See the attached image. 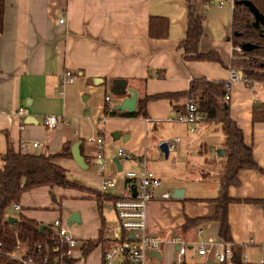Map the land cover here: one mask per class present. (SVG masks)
Instances as JSON below:
<instances>
[{
  "label": "crops",
  "instance_id": "obj_1",
  "mask_svg": "<svg viewBox=\"0 0 264 264\" xmlns=\"http://www.w3.org/2000/svg\"><path fill=\"white\" fill-rule=\"evenodd\" d=\"M202 4L199 1L193 8L205 20L206 14L202 10L215 4L213 0ZM188 7L187 0H5L4 29L0 35V169L2 156L7 152L6 135L17 151L20 137L26 133L39 144L38 148L29 146V154L54 155L61 152L64 144H69L70 156L56 161L57 165L63 167L70 160L75 163L71 149L77 145L83 165H76L82 170L94 171V148L86 144V139L101 131L105 148L110 143L105 140L106 130L128 132L133 124H144L146 128L149 125V121L143 119L104 118L107 107L112 109L131 98V91L137 94V98L150 97L186 91L193 79L226 81L232 49L224 48V54L215 52L211 46L212 34L204 24L199 53H217L223 67L215 63L187 60L178 49L186 35ZM151 18H163L170 22L165 39L149 37ZM65 71H70L75 76V81L62 90L61 75ZM237 85H240L236 87L237 91L244 92V84L240 82ZM259 86H264V83L254 87ZM232 87V107L229 102L231 117L243 131L245 143L252 148L255 162L264 169V124L253 125L251 122L252 106L254 102H259L252 96L246 100L241 95L238 97L236 92L232 95ZM105 98L110 99V104H105ZM260 101L264 103V96ZM21 108L24 113L18 116ZM157 109H163L160 117L164 120L168 111H173L166 103L158 107L152 104L149 107L152 118L155 117L152 112ZM48 116L65 120L67 124H60L55 130L49 131L43 126V120ZM203 132L200 136L207 140L211 162H222L220 157L218 160L212 158L213 149L220 150L221 134L214 132L217 134L214 140V134L207 135V131ZM127 138L124 142L131 139ZM204 149L202 145L201 151H198L201 158ZM132 157V160H128L136 163V172L144 167L148 170L144 154L132 153ZM114 160L116 159H113V163ZM117 160L119 169L114 164L112 169H108L107 175L104 172L105 177L117 179L115 172L120 173L126 167L123 159L117 156ZM154 174L162 187V177ZM95 175L101 182V177ZM181 175L186 181L179 182V176L167 189L160 188L155 200L147 206V230L163 241L158 252L161 260L156 264H163V258L165 264H174L176 248L170 243L173 236H180L189 247L194 248L197 243L217 244L221 241L218 237V224L208 221L216 210L213 200L220 195L217 178L211 184L210 179L193 180L187 174ZM240 183V189H230V197L264 199V177L257 171L241 172ZM45 188L41 189L47 190ZM176 190L183 191L181 199L161 200L165 193H171L173 197ZM21 204L19 206L22 208ZM237 204L229 205L228 220L232 244L239 251L241 245L250 246L253 241L252 238L242 241L236 237V217L246 211L250 214L251 221L255 218L259 223L264 220V206ZM52 206L54 209L51 212H55V219L48 224L41 222V214L28 213V209L22 208L20 214L52 231L55 220L67 222L74 214V209L68 208L62 217L60 201L56 199ZM79 219L80 223L73 224L70 228L79 226L81 229L69 231L71 235L81 233L87 237L90 233L95 234L97 228H103L104 221L100 225L95 214L91 217L93 227L90 232H86L89 219L85 220L82 213ZM258 230L262 243L257 246L262 249L264 229L259 227ZM93 252L87 256L84 264L102 263L100 248L96 255ZM75 254L77 259L80 253ZM195 258H200L204 261L203 264H207L204 257ZM194 259L187 264H198ZM84 261L85 259L75 260L74 264H83Z\"/></svg>",
  "mask_w": 264,
  "mask_h": 264
},
{
  "label": "trees",
  "instance_id": "obj_2",
  "mask_svg": "<svg viewBox=\"0 0 264 264\" xmlns=\"http://www.w3.org/2000/svg\"><path fill=\"white\" fill-rule=\"evenodd\" d=\"M198 0H187L188 18L187 30L184 39L180 42L178 49L182 51L185 59L196 62L215 63L223 67V62L217 53H199V44L203 36V16L193 8ZM237 0L232 10L231 30L232 39H229L231 47L236 51L242 50V46L250 44L253 49L243 52L240 57L230 61L229 70H236L242 78V83L247 88H254L255 85L264 83V29L253 26L254 19L249 10ZM255 8L264 16V0H250ZM209 2V0H203ZM5 0H0V35L4 29ZM170 22L163 18H151L149 22V37L161 40L166 38ZM231 85L227 81H209L205 79H193L188 89L183 92L158 94L154 96H143L137 98L136 110L133 113L120 112L115 107L106 108L104 118L122 119H143L150 121L149 105L154 103H166L177 114L185 112V106L194 100L198 109L203 115V122L213 123L217 133H220L222 140L220 150L224 152L221 158V175L217 178L220 187L219 198L213 200L216 204L214 216L208 221L218 224V237L224 243H233L231 227L228 220L229 205L235 203L262 205L264 199H233L229 195L230 189H240V174L243 171H257L264 177V169L260 168L254 160L252 148L246 145L243 131L232 119L229 103L223 101L227 90ZM252 124H264V103L254 102L251 112ZM7 152L2 156V167L0 169V253L9 256L17 246L24 248L27 255L37 256L35 247L41 246V260L47 252H52L56 247L55 236L50 229L39 231L40 225L21 214H13L15 223H10V212L13 205L19 204L21 196L37 188L63 189L80 188L81 186L71 183L68 180V172L56 161L60 158L70 156L69 144H64L61 152L49 154H29L15 151L6 135ZM94 193H98L94 191ZM115 199L110 194L96 195V202L100 205L103 202H112ZM102 207V206H101ZM103 228L99 241L87 242L82 245V257L89 255L95 248H100L102 242ZM65 247L60 253L53 254L54 258H60ZM6 256H0V264H17L10 261ZM39 256V255H38ZM63 264H74V261L66 260ZM232 264H248L243 262L240 250L233 249Z\"/></svg>",
  "mask_w": 264,
  "mask_h": 264
},
{
  "label": "rangeland",
  "instance_id": "obj_3",
  "mask_svg": "<svg viewBox=\"0 0 264 264\" xmlns=\"http://www.w3.org/2000/svg\"><path fill=\"white\" fill-rule=\"evenodd\" d=\"M199 1L203 2V0H198L195 4L199 3ZM202 5H204V2ZM202 13L206 14V19L204 20L203 18V24L207 29H210V33L212 34L211 46L213 47L214 51L224 54V48L232 49L231 43L228 41V39H232L231 37L233 36V32L231 30L232 8L225 6L223 9H219L216 7V5H208L207 8L202 10ZM231 55V60L240 57V54H238L233 49L231 51ZM229 68H231L230 64ZM232 86L233 85H231V87ZM237 86L240 87V85L237 84L232 87V95L236 92L238 97L241 95L242 98H246V100L252 96L253 98H256L255 101L263 103L260 100L264 96V86H259L256 88L254 87L252 89L245 87L244 92L237 91ZM154 104H156V107H158L164 103L159 102ZM149 107H151V105H149ZM230 107H232L231 101ZM162 112L163 109H157L155 112H152L155 117L149 121L147 128L144 127V124L143 126H139V124H133L131 125V128L127 130L128 132H124V130H121L122 132L116 130L109 132L106 130L105 140L109 141L110 143L104 148V159L106 161L104 169L105 174L107 173L108 169H112L114 167L113 159H117V151L123 150L124 154H126L131 160L134 158L132 157V153L135 155L144 154L146 156L145 159L147 160L148 171L159 174L162 177L161 188L167 189L179 176H181L179 182L186 181L182 179L181 174H187L189 177H193V180L194 178L210 179L209 182L214 184L217 181L216 178H219L221 175L220 167L222 163L220 161L215 163L213 161L211 162L207 151V140L206 138H202L200 135L201 133H204L203 131H207L205 132L207 135L214 134L215 140V136L217 135L214 133L216 131V127L213 125V123L208 124L206 122H202L199 126V132L196 134H190L184 125L175 122H168L170 119L175 117V113L173 111H168L165 120L164 118L160 117ZM107 124L108 122H106V126ZM113 134H119L122 137L121 139L114 141L112 138ZM124 137H131V139L127 142H124ZM175 139H179L180 141L175 144V149L173 152L169 153L168 158H165L159 149L160 144L170 143ZM201 139H203V141ZM201 142L203 144H201ZM202 145L205 147V152H202L203 157L201 158V155L198 154V151H201ZM194 147L196 148L194 149ZM212 158L214 160L219 159L214 155ZM131 160H123L122 162L124 165H126V167H124L120 173L115 172L118 178L114 179L115 177H113V179L119 184L123 183V176L125 173L136 171V167L138 168L136 163ZM63 167L66 171H68V180L71 183L81 186L83 189H63L59 187H54L51 189L45 188L47 190L41 188L33 189L21 196L19 205L21 202L25 204H21V206L23 209H28V213L35 212L41 214V222L48 224L50 221L55 219V212L52 213L51 210L54 209L52 205L54 204V199H56L60 201L62 217H64L63 212L66 209L73 208L74 213H78L79 216L80 213H82L85 220L89 219V225L86 224V232H90L92 230L93 225L91 224V217L94 214L99 218L100 225L104 221L105 225L103 232L104 230H108L110 227H114L116 225V221L114 211L110 204L111 202H103L102 205L96 202V195L100 192V179L95 175L97 174L95 167L93 168L94 171L82 170L72 160L66 162ZM141 171L143 170L138 172ZM94 191H97L98 193H94ZM110 194L112 195L113 192H110ZM13 214H15L13 211L10 212V217H12ZM62 222L68 231H74L77 228L81 229L79 226L70 228L67 226L66 221ZM259 227L260 229H264V220H261L258 223V221H256L254 218V220L251 221L250 214L246 211L242 215L236 217V237L238 239H242V241H246L247 238L249 240L252 238L253 241L252 245L250 246L244 244L240 246L241 259H245V262L248 264H258L262 256V249L257 246L259 245L261 238V233L258 230ZM247 229H250L251 231H248ZM100 234L101 229L99 227L96 229L95 234L90 233L87 237L82 236L81 233L78 235H72L80 242L78 248L74 251V258L76 252L80 253L78 258H75V260L85 259L83 264L86 262L87 255L85 258H83L81 253L82 245L87 242L99 241ZM94 250L93 255H96V252H99V249L95 248ZM175 260L176 252L174 253L173 262H175ZM194 261L198 264H203L204 262L200 258H195ZM163 262V264H165V258H163ZM227 264L232 263L229 262Z\"/></svg>",
  "mask_w": 264,
  "mask_h": 264
},
{
  "label": "built area",
  "instance_id": "obj_4",
  "mask_svg": "<svg viewBox=\"0 0 264 264\" xmlns=\"http://www.w3.org/2000/svg\"><path fill=\"white\" fill-rule=\"evenodd\" d=\"M237 0H213L217 8L223 9L229 6L233 9ZM62 23V21H60ZM238 54L242 53L240 48L236 49ZM75 81V76L70 71H65L61 75L60 88L63 90ZM227 82L237 84L242 82V78L236 70H228ZM231 100L230 89L227 90L223 101L227 104ZM105 104H110V99L105 98ZM24 109L18 111V116L23 115ZM203 115L198 109V105L191 100L185 106L183 114H176L174 119L168 122H175L186 127L190 134L199 132V126L203 122ZM60 124H67L65 120H59L55 116L45 117L43 126L49 131H53ZM180 140L175 139L166 143L168 151L173 152L175 144ZM104 138L100 131L95 136L86 139V144L94 148L92 154L95 163V171L101 176L100 193L110 194L115 199L110 203L114 211L116 225L104 230L100 243L101 264H156L159 260L151 254L158 253L163 241L156 235H151L146 225L147 206L155 200L156 193L161 188V182L158 177L146 170L144 167L141 172H127L123 176V183L119 184L116 180L104 176L106 161L104 159ZM29 146L38 148L39 144L33 141L29 134L23 133L20 137L17 151L28 153ZM117 156L123 160H128V156L122 150L117 151ZM122 186V187H121ZM121 189V190H120ZM120 190V191H119ZM111 195V194H110ZM172 194L165 193L161 200H171ZM13 212L20 214L22 208L19 204L13 205ZM52 232L55 236L56 247L52 252H47L41 260L43 249L41 246L35 247L37 256L33 257L24 252V248L17 246L15 250L6 256L0 253V256H6L10 261L17 264H63L62 258L74 261V251L78 248L79 241L76 240L70 232L64 227L61 220H55L52 223ZM170 243L176 248V260L174 264H187L192 262L195 256H202L208 264H227L233 259L234 245L220 241L217 244L197 243L195 248L189 247L180 236H173ZM65 247L60 258H54L53 254L60 253V249ZM39 255V256H38ZM81 260V259H80ZM245 262V259H243ZM246 263V262H245ZM258 264H264V245L262 246V256Z\"/></svg>",
  "mask_w": 264,
  "mask_h": 264
},
{
  "label": "water",
  "instance_id": "obj_5",
  "mask_svg": "<svg viewBox=\"0 0 264 264\" xmlns=\"http://www.w3.org/2000/svg\"><path fill=\"white\" fill-rule=\"evenodd\" d=\"M241 5L245 6L249 12L251 13L253 19H254V23L253 26L255 28H260L262 27L264 29V16L259 13V11L255 8V6L253 5V3L250 0H242L240 2ZM253 49V46H251L250 44H245L242 46V51L243 52H249L250 50ZM131 98L124 100L120 105H117L115 108L117 110H119L120 112H127V113H133L136 110V105H137V94L134 91H131ZM120 135L119 134H113L112 138L114 140L119 139ZM127 137H124L123 140H127ZM159 149L161 151V153L164 155L165 158H168L169 156V151H168V147L167 144L162 143L159 146ZM71 154L73 157V160L75 161V163L79 166L82 167L83 165V158L81 156H79V152H78V146L75 145L73 146V148L71 149ZM212 155H216V157H220L222 158L224 155V152L222 150H214L212 151ZM114 164L116 165V167H118L119 169V161L116 159L114 160ZM183 197V191L182 190H176L173 194V199H181ZM8 221L10 223H15L17 221L16 218H12L10 217L8 219ZM80 223V219H79V214L78 213H74L72 214L66 224L67 226H72L73 224H79ZM46 226H40L39 227V231L42 233L43 231H45ZM156 257L158 260H161V256L159 253H154L151 254V258L152 257ZM208 264H216V263H211L209 262Z\"/></svg>",
  "mask_w": 264,
  "mask_h": 264
}]
</instances>
